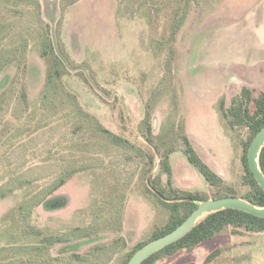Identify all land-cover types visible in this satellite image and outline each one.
<instances>
[{"label": "rangeland", "instance_id": "obj_1", "mask_svg": "<svg viewBox=\"0 0 264 264\" xmlns=\"http://www.w3.org/2000/svg\"><path fill=\"white\" fill-rule=\"evenodd\" d=\"M44 25L50 27L52 48H60L64 55L60 58L65 73L53 78L50 86L40 56L43 44L38 40L39 33H47L42 32ZM23 45H27L25 69L19 62ZM7 61L12 63L7 65ZM0 70V264H98L120 248L113 243L119 236L127 248L103 264H120L134 245L149 240L155 227L169 217L153 197L143 194L146 163L155 154L154 148L162 150V143L175 149L170 156L173 187L212 199L214 190L182 153V137H186L215 173L238 195L242 193L241 159L247 131L227 129L219 106L222 99L228 105L242 86L264 92V0L0 4ZM17 78H22L29 99L28 117L19 111L20 98L14 99L22 92ZM55 107L59 112L66 110L70 127L79 121L87 125L96 134V142L91 140L94 144L81 148H86L85 154L88 150L90 164L83 162L80 172L52 197L61 199L62 206L48 210L34 207L40 196L35 193L53 176L38 182L31 179L35 171H49L47 165L51 169L53 164L46 162L45 152L23 151H45L54 143L47 129ZM79 107L85 112L82 117L76 113ZM150 123L155 137L152 147L145 139V125ZM15 124L17 131L9 133ZM64 137L56 139L62 147L69 143ZM109 137L123 143H112ZM57 154L52 152L50 157L55 159ZM154 167L155 176L165 184L167 175L161 173L157 156ZM113 178L118 179L116 183ZM29 179L28 185L18 188L17 181ZM8 190L12 191L1 198ZM124 195L119 234L108 231L88 239L79 237L90 232L99 204ZM26 201L29 204L18 211ZM95 202H99L96 207ZM107 211L104 218L113 221L112 212L104 206L103 213ZM48 236L58 237V242L43 240ZM102 245H108L104 253L96 249ZM217 248L222 253L209 264H264V234L222 235L191 254L179 253L156 264H203Z\"/></svg>", "mask_w": 264, "mask_h": 264}, {"label": "trees", "instance_id": "obj_2", "mask_svg": "<svg viewBox=\"0 0 264 264\" xmlns=\"http://www.w3.org/2000/svg\"><path fill=\"white\" fill-rule=\"evenodd\" d=\"M23 0H0V4L6 5H17ZM36 2V1H35ZM38 12L40 13V5L37 2ZM41 20V19H40ZM42 32L45 29L47 33H39L38 40L41 42L42 48L40 50V56L46 64V85L50 86L53 85L52 80L53 78H60L62 74L65 73V67L63 66L62 57L63 51L59 48L58 51L54 50L51 46L50 40V27L49 25L41 26ZM22 36H27L26 33H22ZM3 42V40H2ZM29 45V44H28ZM22 51L20 53L23 54V57L19 60L22 69L26 68V48L27 45H23ZM4 48V47H3ZM5 49V48H4ZM3 49V50H4ZM64 56V55H63ZM18 61L15 59V62ZM12 62L7 61V65ZM6 65V66H7ZM15 65V64H14ZM1 71V70H0ZM24 77V74L22 75ZM18 79V78H17ZM22 78L17 80V85L21 88L22 92L19 93V96H16L14 99H19L21 102V107H19V111L24 114V117H28V112H31L28 109L29 99L26 95L23 87L24 82L20 81ZM15 80H12L11 83H14ZM8 86H10V84ZM16 85V86H17ZM50 92V90H49ZM52 92V91H51ZM55 92V90H53ZM47 94V93H46ZM3 92L1 93L0 100H2ZM44 96V92H43ZM42 93L40 95L41 99L44 97ZM43 97V98H42ZM18 101V100H17ZM73 102L77 103L76 99L72 100ZM12 102V101H10ZM220 115L223 123L230 131L234 132L237 129H245L247 131V139L243 142V155L241 159L242 168H243V175L240 184V189H242V193L238 195V192L234 189L232 185L227 184L222 180L215 171L211 168L208 162L205 159L197 154L194 149L190 146L189 141L186 137H182V140L185 145V149L182 150L183 155L185 156L188 164L193 167L202 177V179L206 182V184L212 188L214 191L212 193V199H219L223 197H237L243 199L256 207H264V192L259 187L258 183L254 179L251 171L249 170L248 163H247V152L250 146L251 141L255 137V135L264 127V92L259 91L256 92L255 89L248 88L246 86H242L241 90L230 100V103L226 105L224 99H222L220 103ZM80 109V110H79ZM76 109L73 108V111ZM64 112H59V108L55 107V117H51V111L49 114V124H48V132H50L49 138L52 140L54 139V143L44 150H38V148H34L33 150L23 151L25 154H32V155H42V152L46 153V162L51 161L52 168L50 169V165H47L49 171L46 169H39L35 171L32 177V181L38 182L40 180H45L46 178L52 179L41 189H39L35 194H38V199L35 203L34 207L43 206L48 210H54L60 208L62 206L61 199L59 198H52L54 194L62 188L66 182L76 173L80 172L79 166L82 165L83 162H88L87 157L90 154H85L86 148L82 151V147L86 146V143H93L89 142L91 140L94 141L96 134L93 131L87 129V125L83 124V122L79 121L74 127H70L67 124L66 120V110ZM81 111V112H80ZM72 113V110H71ZM76 113L79 117H82L85 112L79 107L77 108ZM81 114V115H80ZM68 115L70 113L68 112ZM39 117V116H38ZM147 130L146 141L149 145L153 146V141L155 137L153 136L152 131V124L145 125ZM12 130V131H11ZM104 130V129H103ZM17 131V124L14 126H10L9 133H14ZM104 133H108L107 131H103ZM110 133V132H109ZM68 138L69 143H64L59 145L56 141L57 136L60 140L65 139L64 136ZM88 136V138H87ZM90 137V138H89ZM39 139V138H38ZM37 139V140H38ZM109 139L114 143L115 141H123L120 138H110ZM74 140L76 142H74ZM40 142V140H39ZM60 142V141H59ZM96 142V141H94ZM94 144V143H93ZM100 144V143H99ZM125 145H128L127 141H124ZM167 143H162L161 147L162 150H159V147L154 148L155 154H151L149 160L146 163V169L144 173V184L145 189L143 194L145 196H151L154 198L157 206L162 208L163 210H167L169 212V217L167 221L161 225L155 227L154 231L152 232L149 240L146 242H140L134 245L123 257L120 264H126L131 256L140 249L146 243L162 237L175 228H177L183 221H185L189 215L197 208L198 203L209 199L206 196H202L200 193L191 192V191H184L178 188L173 187L172 180H171V170H170V156L174 152L173 145H166ZM129 146V145H128ZM92 150V149H91ZM63 151V152H62ZM55 152L58 153L55 156V159L50 157L51 153ZM156 156L158 157V166L161 169V173L167 175L166 183L162 184L161 177L155 176V161ZM84 157V158H83ZM55 160V162H54ZM49 164V163H48ZM73 164V166H72ZM90 164V163H89ZM259 168L264 174V147L262 148L259 158H258ZM46 166V164H45ZM69 169V167H71ZM82 170V169H81ZM55 171V172H54ZM29 180H20L17 181V184L14 186H18L21 188L24 186V183L27 185L31 181ZM117 178H113V183H116ZM16 182V183H17ZM52 183V184H51ZM133 183V180H132ZM51 184V185H50ZM116 185V184H115ZM12 186V188L14 187ZM12 190L4 191L1 194V198L5 197L6 193L11 192ZM126 195L121 197L119 200H110L105 204H99L97 206V211L99 216H95L94 220H91L90 232L85 233L83 235H79L84 239L92 238L93 236L103 233V232H111L114 234H119L122 230L121 226V210L123 202L125 201ZM99 203V202H98ZM97 202L94 203L95 207L98 204ZM29 202L26 201L24 204L18 207V211H22L25 205H28ZM104 206L109 207L110 211L113 214V221L106 220L104 216L108 213H103ZM21 214V212H20ZM103 215V216H102ZM23 218V214H21ZM112 222L116 223L117 226L113 227L109 224ZM79 228L74 229L73 231H77ZM246 234L249 235H258L264 234V218L255 217L251 214L245 213L239 210L233 209H226L222 211H218L209 215H206L204 218L199 220L193 229L187 233L184 237L179 239L177 242L163 248L162 250L158 251L147 260H145L142 264H156L159 261L164 260L168 257L176 256L179 253L191 254L196 248L200 245L213 240L222 235H229L232 237H242ZM58 238V237H57ZM53 236L44 237L43 240L55 244L58 242V239ZM76 238L77 237H72ZM70 240V238H67ZM113 243H119L120 248L111 254L107 261H100L98 264H103L108 262L115 254L120 251H123L127 248L125 242L122 241L121 237H116L113 240ZM108 245L97 246L96 249L102 251L103 253L107 250ZM222 253V249L217 248L209 255H207L204 259L203 264H209L213 259L220 256ZM76 256L78 259H84L86 256ZM98 257V256H95Z\"/></svg>", "mask_w": 264, "mask_h": 264}, {"label": "water", "instance_id": "obj_3", "mask_svg": "<svg viewBox=\"0 0 264 264\" xmlns=\"http://www.w3.org/2000/svg\"><path fill=\"white\" fill-rule=\"evenodd\" d=\"M263 147L264 127L255 135L247 152V163L249 170L251 171L259 187L264 192V174L259 168L258 164L259 154ZM226 209L239 210L255 217L264 218V207H256L243 199L237 197L207 199L198 203L197 208L189 215V217L173 231L146 243L140 249H138L126 264H142L145 260L158 251L184 237L193 229L196 223L206 215Z\"/></svg>", "mask_w": 264, "mask_h": 264}]
</instances>
